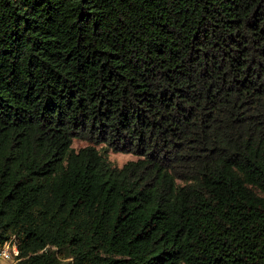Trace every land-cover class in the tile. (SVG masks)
<instances>
[{
  "label": "trees",
  "instance_id": "1",
  "mask_svg": "<svg viewBox=\"0 0 264 264\" xmlns=\"http://www.w3.org/2000/svg\"><path fill=\"white\" fill-rule=\"evenodd\" d=\"M13 238L16 264H264V0H0Z\"/></svg>",
  "mask_w": 264,
  "mask_h": 264
},
{
  "label": "rangeland",
  "instance_id": "2",
  "mask_svg": "<svg viewBox=\"0 0 264 264\" xmlns=\"http://www.w3.org/2000/svg\"><path fill=\"white\" fill-rule=\"evenodd\" d=\"M88 146V143L85 141H74L73 148L76 150H79L81 148H84ZM100 148V147H99ZM109 160L113 163V165L120 167H123L126 163L130 161H137L139 158L137 156L131 155V154H123V153H115L113 151H110L108 153Z\"/></svg>",
  "mask_w": 264,
  "mask_h": 264
},
{
  "label": "built area",
  "instance_id": "3",
  "mask_svg": "<svg viewBox=\"0 0 264 264\" xmlns=\"http://www.w3.org/2000/svg\"><path fill=\"white\" fill-rule=\"evenodd\" d=\"M19 255L16 239L13 238L0 249V264H16Z\"/></svg>",
  "mask_w": 264,
  "mask_h": 264
}]
</instances>
